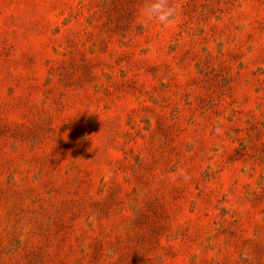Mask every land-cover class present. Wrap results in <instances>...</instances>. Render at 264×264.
<instances>
[{
  "label": "rangeland",
  "instance_id": "1",
  "mask_svg": "<svg viewBox=\"0 0 264 264\" xmlns=\"http://www.w3.org/2000/svg\"><path fill=\"white\" fill-rule=\"evenodd\" d=\"M144 2L0 0V264H264V0Z\"/></svg>",
  "mask_w": 264,
  "mask_h": 264
},
{
  "label": "clouds",
  "instance_id": "2",
  "mask_svg": "<svg viewBox=\"0 0 264 264\" xmlns=\"http://www.w3.org/2000/svg\"><path fill=\"white\" fill-rule=\"evenodd\" d=\"M140 15L148 22H155L162 26L170 25L176 17V9L170 4V0H145L140 9ZM185 181L190 180V176L179 172Z\"/></svg>",
  "mask_w": 264,
  "mask_h": 264
}]
</instances>
